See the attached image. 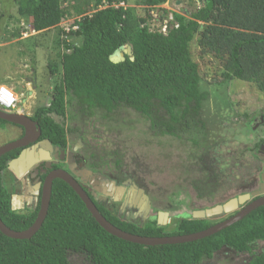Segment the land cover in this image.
I'll return each instance as SVG.
<instances>
[{"label": "trees", "instance_id": "trees-1", "mask_svg": "<svg viewBox=\"0 0 264 264\" xmlns=\"http://www.w3.org/2000/svg\"><path fill=\"white\" fill-rule=\"evenodd\" d=\"M12 1L17 21L30 23L37 32L28 39L55 31L54 55L47 62L52 87L47 103L35 108L42 136L54 144L65 146L67 133L79 134L77 128L65 125L67 116L72 118L68 114L72 105L83 115L95 108L112 113L125 106L145 116L151 127L170 135L196 127L208 91L201 88L198 64L191 56L193 40L201 52L212 53L221 61L224 81L253 82L264 93V0H198L202 5L193 11L173 13L178 26L168 27L165 34L148 26L152 9L168 12L157 6L166 0H134L144 6L140 11L131 5L110 6L113 2L130 4V0ZM104 2L108 6L100 7ZM22 28H16L12 36L20 37ZM124 44L131 46L134 59L126 56L119 63L109 61V55ZM39 46L35 44V48ZM51 114L62 121L49 117ZM252 119L244 122L253 125ZM6 122L0 119V128ZM259 143L246 149L256 156ZM17 154L18 149H13L0 156V219L10 229L21 231L33 223L40 204L25 211L11 209L10 188L19 175L7 165ZM91 199L113 225L141 236L188 234L216 222L213 217L195 219L190 215L168 229L170 223L124 219ZM258 242H262L260 247ZM220 252L247 253L245 264H264V204L200 239L143 245L108 233L76 192L56 178L46 216L29 239L11 238L0 231V264H69L72 253L81 254L89 264H199Z\"/></svg>", "mask_w": 264, "mask_h": 264}, {"label": "rangeland", "instance_id": "rangeland-1", "mask_svg": "<svg viewBox=\"0 0 264 264\" xmlns=\"http://www.w3.org/2000/svg\"><path fill=\"white\" fill-rule=\"evenodd\" d=\"M128 5L138 11L144 7L134 0ZM201 5L198 0H168L165 7L189 12ZM0 12L3 28L0 32V83L11 85L22 101L19 106L32 112L36 103H47L52 87L47 62L54 55L55 31L39 33L38 39L12 36L22 22L17 21L13 1L0 0ZM35 44L41 47L35 48ZM190 50L198 64L201 88L208 91V99L197 116L200 119L197 126L192 124L189 131L179 135L162 133L151 127L145 116L125 106L112 113L95 108L91 114L83 115L72 105L68 107L72 118L65 119L66 127L84 132V137L94 146V153L105 157L118 173L131 175L146 190L152 205L141 223L155 220L158 211L163 210L169 213L168 229L181 217H190L195 209L221 204L249 192L254 189L248 185L250 177L257 178V161L246 149L253 143L255 132L251 124L244 121L264 110V93L253 82L224 81L221 61L212 53L201 52L195 40ZM27 77L36 81L37 98L28 97L33 87ZM56 120L61 122L62 118ZM15 130L10 125L0 128V145L13 140ZM107 207L118 214L117 203L108 200ZM225 214L213 218L221 219ZM132 216L131 212L125 213L127 220ZM261 245L262 242H258L257 247ZM223 252L199 264H245L248 256L247 253ZM69 264L89 263L81 254L72 253Z\"/></svg>", "mask_w": 264, "mask_h": 264}, {"label": "water", "instance_id": "water-1", "mask_svg": "<svg viewBox=\"0 0 264 264\" xmlns=\"http://www.w3.org/2000/svg\"><path fill=\"white\" fill-rule=\"evenodd\" d=\"M128 56L130 60H133V54L131 50V46L129 44L121 45L118 48H116L108 57L109 61L112 63H119L125 60V57ZM0 119H3L7 122H12L15 124H18L23 127L24 129V135L16 140L9 141L3 145H0V156L3 155L6 152H9L15 148L26 146L28 143L34 141L37 137V134L39 133L36 131L35 136H31V133L36 129L35 122L24 113H16V112H6L0 110ZM46 143L48 146V149L51 148L49 140H46ZM38 150H35V146H31L30 148L23 149L20 154L11 159L8 162L7 168L8 169H17L14 170L16 175H22L24 170L28 166H33L38 161H40L39 158H43V160H46L49 158V152L47 148L45 150H40V156L38 157ZM42 152V153H41ZM63 153V152H62ZM64 154V153H63ZM70 152H68V159L71 161L70 158ZM72 162V161H71ZM51 165L49 162L45 163V168H50ZM19 168V170H18ZM42 171L45 172V169ZM85 171V170H84ZM86 172V171H85ZM87 174L90 172L87 171ZM23 176V175H22ZM22 176H18L21 178ZM55 178H59L63 181H65L79 196V198L83 201L85 207L90 212L92 217L96 220V222L105 229L108 233L127 240L134 243H139L143 245H157V244H173V243H183L188 241H193L196 239H200L202 237L211 235L222 228L238 221L243 216H245L248 212L253 210L254 208L263 205L264 204V172L261 174V184L259 186V189L253 190L251 192H245L242 194L237 195L236 197L230 198L229 200L225 201L222 204H215L211 207L207 208H201V209H195L193 210L191 217L195 219H204V218H211L215 215L219 214H225L229 213L233 210H235L239 204H243L245 201L251 199L252 197H256L255 199L251 200L250 202L246 203L241 209L237 210L233 215L218 221L217 223H214L210 226H208L205 229H202L197 232L188 233V234H182V235H165V236H141L137 234H132L129 232H126L117 226L113 225L111 222H109L97 209L96 205L92 201L89 193L83 185L76 180V178L70 174L65 169L58 168L50 171L42 184L41 188V199H40V207L38 210V213L36 215V218L34 219L33 223L26 229L21 231H15L13 229H10L5 223L0 219V231L5 234L8 237L11 238H17V239H29L41 226L49 205L50 195H51V187L52 182ZM23 183H26L25 179H22ZM41 183L38 182L35 186L36 188L40 187ZM108 186H112V188H115V185L113 182L108 183ZM132 188L134 189V192L132 195H128L130 199L125 198V203H129V205L136 206L138 210V214L141 216L142 219H144L151 208V203L149 200V197L145 193L144 189L141 187H137L135 184H132ZM116 196L114 199L120 200L121 194H123L125 187L124 186H117L116 187ZM105 195L108 193L106 191H103ZM136 193L137 196H134ZM15 198H17V195H13ZM139 196V200L136 198ZM12 209H15V207L12 205ZM167 214V211H159L158 217H157V224L158 225H165L167 223L166 220H161L160 214Z\"/></svg>", "mask_w": 264, "mask_h": 264}, {"label": "flooded vegetation", "instance_id": "flooded-vegetation-1", "mask_svg": "<svg viewBox=\"0 0 264 264\" xmlns=\"http://www.w3.org/2000/svg\"><path fill=\"white\" fill-rule=\"evenodd\" d=\"M27 78H28L27 81L31 82L32 83L31 85L33 87L29 89L31 91H29L28 97L37 98L36 95L37 91H35V86L37 85L36 81L31 77H27ZM36 105L34 109L32 108L33 109L31 110L32 112L23 111V113L29 116L35 122L36 129L31 133V136L32 137L35 136L36 131H38L39 133L36 136L37 138L34 141L28 143L26 146L15 148L18 149V154L15 157H17L23 149L30 148L31 146H35V150L39 151L38 157L40 156L39 154L40 150H45V148H47L50 156L46 160H42L41 158H39L40 161H38L36 164H34L31 167L29 166V169L23 174V176L19 178L18 181L12 183L10 188L11 190L10 206L12 207L13 205L15 209L12 208L11 209L17 211H25L26 209L28 210L33 209L38 202L40 204L41 188L46 175L54 169L62 168L70 172V174L73 175L76 178V180L83 185V187L85 188V190H87L89 195L98 203L102 202L107 206L108 200L115 202L117 203L119 216H122L125 219V213L131 212L133 216L129 220L140 221V223L143 222V219L138 214V210L136 206H133L131 204L129 205V203L124 204L125 198L130 199L129 196L132 195L134 192V189L132 188V184H135L137 187H141V185H139V183L136 182L131 175L124 173L122 171L118 173L115 169L111 167V163L107 159L105 158L103 159V156L94 153L93 150L94 146H91L87 138L84 137L83 131H80L79 134L75 136H71L70 134L67 133V140L65 146L54 144L48 137H43L35 113ZM49 117H52L54 120L59 118L57 115L54 114H51ZM252 118H253L252 119L253 125L251 126L255 132L254 133L255 139L253 142L258 141L260 143L258 144V148L255 151L256 156L252 151L248 150L251 153L252 157L255 159V161H257L256 164L258 165V168L256 170L257 178H255L254 176L250 177V184L248 185L254 186V189L250 191L248 190L249 192L259 189V186L261 184V174L264 172V110L260 111L258 116L256 115L252 116ZM5 125H10L16 129L15 131H17L16 132L17 134L13 140L19 139L24 135V129L22 126L12 122H6ZM46 140H49L50 142L51 145L50 149H48L49 145H47ZM250 145L251 144H249V146ZM68 152L71 153L70 158L72 162L69 161L68 159ZM253 155L257 158H255ZM47 162L50 163L51 165L50 168H45V163ZM43 169H45V172L42 171ZM84 170L86 172L89 171L90 173L87 174ZM22 179L26 180L25 184L23 183ZM38 182L41 183V186L36 188L35 186L37 185ZM110 182H113V184L115 185L114 189L112 188V186H108V183ZM117 186L125 187L123 194H121L120 200L114 199V197L117 195L116 194ZM103 191H106L108 194L105 195ZM144 191L149 197L150 203L152 205L150 196L148 195L145 189ZM126 194L128 195L130 194V195L128 196ZM13 195H17L18 197L15 198ZM134 196H137L136 193L134 194ZM256 197H252L251 199L245 201L243 204H239L235 210L220 217L221 219H215L216 222L214 223H217L218 221L233 215L235 212H237V210L241 209L246 203L250 202ZM136 198L139 200V196ZM157 217L155 219L156 223H157ZM209 219H213V218H209Z\"/></svg>", "mask_w": 264, "mask_h": 264}, {"label": "built area", "instance_id": "built-area-1", "mask_svg": "<svg viewBox=\"0 0 264 264\" xmlns=\"http://www.w3.org/2000/svg\"><path fill=\"white\" fill-rule=\"evenodd\" d=\"M167 4H168L167 2L165 4H162V7L167 6ZM120 5H123V3H111L110 6L117 8ZM105 6H108V4L104 2V4L101 5L100 7H105ZM167 9L169 10L167 13L157 11L156 9H152L150 11L151 20L148 26L149 30L159 31L165 34L168 30V27L178 26L177 21L174 20L173 13L176 12L183 14V12L181 10H174V9L170 10L169 8ZM145 24L146 23L142 25ZM76 28H77L76 26L72 27V29H76ZM69 29L70 27L66 26L65 30H67V32ZM20 103H22V101L20 100L19 95L15 92L13 87H11V85L9 86L0 83V109L7 112L20 113L24 111V107L19 106Z\"/></svg>", "mask_w": 264, "mask_h": 264}, {"label": "clouds", "instance_id": "clouds-1", "mask_svg": "<svg viewBox=\"0 0 264 264\" xmlns=\"http://www.w3.org/2000/svg\"><path fill=\"white\" fill-rule=\"evenodd\" d=\"M168 3V0H166L164 3H162V4H165V3ZM113 3H123V2H113ZM162 4H160V5H157V6H159V7H162ZM128 4H124L123 3V5H120V6H123V7H126ZM111 7H113V6H111ZM119 7V6H118ZM162 8H164V9H167V8H165V7H162ZM169 11V10H168ZM183 12V11H182ZM22 21V22H21ZM20 22V27H23L22 29H21V31H20V36H22V37H29V36H31L32 34L34 35V34H36L37 32L35 31V29L33 28V27H31L30 26V23H27V22H25L24 20H21ZM73 30H76V29H73ZM125 45V44H124ZM1 110V109H0ZM3 111V110H2ZM7 112V111H6ZM18 113V112H17ZM23 113V112H22Z\"/></svg>", "mask_w": 264, "mask_h": 264}, {"label": "bare ground", "instance_id": "bare-ground-1", "mask_svg": "<svg viewBox=\"0 0 264 264\" xmlns=\"http://www.w3.org/2000/svg\"><path fill=\"white\" fill-rule=\"evenodd\" d=\"M28 107V106H27ZM42 160H43V158H41ZM29 169V166L24 170V172L23 173H25L27 170ZM18 170H19V168H18ZM20 176V175H19ZM21 202V201H20ZM17 205V204H16ZM168 216H169V213H167V214H163V213H161L160 214V218H161V220H166V221H168Z\"/></svg>", "mask_w": 264, "mask_h": 264}]
</instances>
